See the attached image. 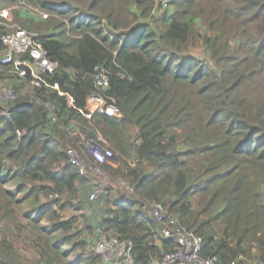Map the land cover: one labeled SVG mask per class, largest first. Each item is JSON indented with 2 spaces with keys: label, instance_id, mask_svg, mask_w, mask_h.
Masks as SVG:
<instances>
[{
  "label": "trees",
  "instance_id": "trees-1",
  "mask_svg": "<svg viewBox=\"0 0 264 264\" xmlns=\"http://www.w3.org/2000/svg\"><path fill=\"white\" fill-rule=\"evenodd\" d=\"M158 1L0 0V10L24 3L48 15L46 21H23L20 27L34 31L47 56L59 64L55 72L40 75V88L29 83V76L20 79L13 65L8 70L15 77L6 72L0 78L19 95L9 119L0 117V188L5 176L17 184L14 191L0 189L5 208L21 194L33 201L42 195L76 197L78 185L87 183L70 164V142L60 126L22 95L33 92L62 122L74 118L97 131L118 161L116 168L104 169L127 180L142 199L161 203L200 237L201 256L228 264L240 255L247 258L255 245L260 259L264 0H172L164 8ZM152 11L160 18L145 22ZM3 30L0 25V36ZM196 44L206 62L192 55L189 48ZM96 66L109 72L106 94L119 113L87 120L81 111L94 91ZM68 96L74 100L71 107ZM55 205L58 201L43 207L40 217L68 232L72 222L60 223ZM99 228L131 241L137 264H148L176 245L162 237L133 198L112 199L108 192ZM90 260L94 264L100 257Z\"/></svg>",
  "mask_w": 264,
  "mask_h": 264
},
{
  "label": "built area",
  "instance_id": "built-area-1",
  "mask_svg": "<svg viewBox=\"0 0 264 264\" xmlns=\"http://www.w3.org/2000/svg\"><path fill=\"white\" fill-rule=\"evenodd\" d=\"M171 2L172 0L158 1L161 8L166 7ZM20 5L31 10L24 3H20ZM13 9L0 10V21H2L0 25L7 27V30L0 36V44L3 48V54L0 57V78L4 73L10 72L8 68L13 65L20 79L26 80V77L29 76L27 78L29 83L33 87L40 88L42 81L40 75L55 72L58 70L59 64L47 56L37 41L36 35L12 23L7 26L3 24L10 22V12ZM35 11L43 19L48 17L41 10L36 9ZM25 56L27 58L22 59ZM108 77L109 72L103 66L94 68L92 74L94 91L87 96L85 107L81 111L87 120H90L93 114L114 117L119 113L115 100L106 94ZM22 95L41 105L50 122L60 126L63 134L70 142L66 149V155L70 164L77 167L82 176L87 177V173L97 176L101 174L106 165L113 166L115 156L97 131L88 129L74 118H67L62 122L52 105L35 96L33 92L22 93ZM18 97L19 95L11 87L3 86L0 83V99L6 105V107L0 106L1 118L9 119L12 110L11 104ZM66 103L68 107H71L74 100L68 96ZM17 135L22 136L18 132ZM117 186L129 198L136 201V207L140 211L155 222L164 239H171L176 243L173 250L164 252L160 257L151 258L148 264H221L217 257L201 256L202 239L183 227L165 206L161 203L142 199L136 194L134 187L125 179H118ZM89 199H95V193H92ZM95 233L99 240L92 246L90 245L89 249L92 254L100 257L101 264H137L133 256L131 241L121 240L99 227L96 228ZM228 264H264V256L255 261H250L240 255Z\"/></svg>",
  "mask_w": 264,
  "mask_h": 264
},
{
  "label": "rangeland",
  "instance_id": "rangeland-1",
  "mask_svg": "<svg viewBox=\"0 0 264 264\" xmlns=\"http://www.w3.org/2000/svg\"><path fill=\"white\" fill-rule=\"evenodd\" d=\"M30 8L31 10L25 6H15L10 12V22L3 24L7 26L12 23L22 27L23 21L39 23L47 20L43 19L35 11L36 9ZM157 13V11H152L151 18L146 19L145 22H150L153 19L158 20L160 16ZM195 23L202 32L200 22L196 20ZM3 28L7 30V27ZM29 32L36 35L34 31ZM54 33H58V31L54 30ZM189 49L192 50L193 56L199 58L198 60L207 61L199 44ZM8 75L10 78L15 77L14 70H10ZM0 106L6 107L2 99H0ZM132 135H135V131H132ZM117 166L118 161L115 160L113 168ZM189 178L192 182L193 176L190 169ZM118 179L120 178L114 176L112 171L107 169H103L97 176L87 173V183L78 185L79 193L76 197L42 195L38 201H33L21 194L16 195L15 203L10 204L9 208H5V201L0 194V216L4 212L9 214L6 218L0 217L2 264H71V260L68 259L69 253H73L69 258H74V264H90L91 260L87 261L83 257L90 244L92 246L99 240L95 230L101 224L106 192L112 199L129 198L117 186ZM3 183V187L0 188L2 190L14 191L17 188V184L10 182L6 176L3 178ZM92 193H95L93 200L89 199ZM54 201L59 203V205L53 206L59 222H72V228L68 232L57 230L55 220L51 221L49 218L41 219L42 217H40L43 207ZM63 205L67 206L62 208ZM69 236H71V241H65V237ZM88 243L90 244L88 245ZM250 250L247 259L257 260L260 251L256 249L255 245Z\"/></svg>",
  "mask_w": 264,
  "mask_h": 264
},
{
  "label": "crops",
  "instance_id": "crops-1",
  "mask_svg": "<svg viewBox=\"0 0 264 264\" xmlns=\"http://www.w3.org/2000/svg\"><path fill=\"white\" fill-rule=\"evenodd\" d=\"M0 54H2V52H0ZM5 81H6V80H5ZM90 195H91V194H90ZM109 234H110V233H109ZM89 244H90V243H88V245H89ZM90 245H91V244H90ZM86 247H87V246H86ZM87 248H88V247H87ZM89 248H90V246H89ZM89 248L86 250V252H85V254H84V257H83V258H85V260H87V261H89V260L92 259V258H95V255L91 253V251H90ZM72 254H73V253H69L68 259L71 260V261H70L71 264H74V263H73V262H74V258H73V257L69 258L70 255H72ZM94 264H101V263H100V260H99V261L96 260Z\"/></svg>",
  "mask_w": 264,
  "mask_h": 264
}]
</instances>
